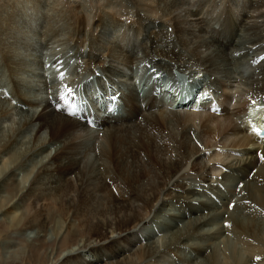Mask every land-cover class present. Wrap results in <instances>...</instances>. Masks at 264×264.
<instances>
[{
	"label": "bare ground",
	"instance_id": "bare-ground-1",
	"mask_svg": "<svg viewBox=\"0 0 264 264\" xmlns=\"http://www.w3.org/2000/svg\"><path fill=\"white\" fill-rule=\"evenodd\" d=\"M127 1L131 4V9L136 8L135 5L132 4V1L135 0ZM154 2L159 4V7L156 8L161 11L160 5L162 0H155ZM166 2H169L172 6V9L170 10L172 12V15L168 20L162 13L156 15L155 18L150 17V20L155 23V25L152 27H149V25H147V20L149 18L141 16L142 13L138 10L137 13L133 14L134 19L130 23L128 21L124 22L118 20L117 16L113 15L115 14L114 12L113 14H111V12H107L105 10L100 11V14L98 15V31L103 28L107 31L105 35L102 32L104 30L100 31L99 33L90 35L87 30L88 26L85 24L83 17H81L78 22H75L74 26L72 27L70 26L71 24H69L70 22L68 21L67 31L65 32H67L68 38L70 40H68L67 42V47L62 51L67 52L71 50L72 52H70L69 56H71V54L77 56L78 61H76V69L73 72L69 83L63 84L62 82H58L56 85L59 86V89L51 84L50 91H46L47 95L43 99L37 98L36 100H32L27 96V93L22 90V87L19 83L22 82V77L18 76V81L15 79L17 78L18 73H25L27 75L28 71L31 70V68L25 65L23 60H21L22 57L18 55V49L24 47L22 43L25 40L20 37L22 34H18V42L15 47L12 45V43L1 44L0 47V53L2 56L1 61L6 67V77L14 76V80L13 82H11L10 86V95L2 90L1 95L3 97L14 98L15 100L20 101L23 105H26L28 107H30L31 105L38 107L39 110L37 111L35 117L31 115L34 117L33 121L36 122L37 120L39 123L37 133L42 129L47 128L49 129L51 141H58V143H60V145L53 153H51V151L49 150L48 154L44 156V160L42 161L41 165L42 168L40 169V172L55 174L58 176L59 182L54 189L60 190L63 193L69 192L71 187L70 183H73L71 178V176L73 175L76 179L77 187H79L80 185L81 190H83L84 171L82 170V166L83 164L85 168L88 166V161L84 160L83 158H85L84 156L87 157L90 152H95L97 157L101 159L100 164L99 162H94L96 163V165L95 169L93 168V170H95L96 172L95 175L101 178V181H105V179L109 176V164L107 163H110V166L112 168V174L109 177V181L112 184V189H118L120 188L122 182L126 180L128 181L125 183V185L122 184V188L126 190L124 191L127 192V195L123 193V195H125L123 196L118 191V193L121 195V198H116L114 200V206H112L114 208L110 207L116 212L125 210L128 207H130L131 209V212L129 213L125 212L126 214L118 216L116 215L117 217L113 220V223L115 224L114 227L116 228L115 231H118L119 234L118 237L109 238V236L107 235V227L110 226V223H112L111 221L108 220L109 222H107L102 217H91L90 215H88L91 209L87 206L89 200L86 199L87 195L85 190H83V192L80 190L78 194L79 196L77 198L68 196L67 203L75 210H84L83 212L89 210L88 214L85 213L82 216L87 221L88 228L92 231H95L96 235L100 237L99 241H101V244L99 245V247L112 248V246H115L118 243L121 244V242L126 239L128 244L133 245L134 241L133 239H130V241L128 240L126 236L127 233H129L131 230L133 233H138L137 230H134L135 227L145 222V216H143L145 213L143 212V214L140 211V206L134 205V201L139 200L141 202L140 204H142L144 208L150 209L151 211L154 209V211L157 212V206L161 208L168 204V202H170L171 200H177L178 204L185 210L194 209L196 213H199L198 215H195L197 217L196 224L191 223L189 217H187L188 219H184V221L188 224L186 228L192 226L193 228H190V230H192L193 232L196 231L194 233H198L201 235L202 243L196 244L195 247L193 246L198 254L203 256V260H198V263L250 264L254 260V262L256 263L264 264V145L259 144L260 141L264 140V137H258L257 135H253L250 132L251 127L258 129L259 127L264 126V106L262 107L259 106L260 104L258 105L260 108L258 114H255L254 112L256 108H250L251 112L248 116L251 117V114H253L252 119L246 115L247 119L243 127H240L235 123L232 124V121L234 120H232L230 116L233 115L232 113H228V111L230 110V108L228 109V106L230 105L231 95L236 92H233V84L235 81H237V76H234L232 71L233 68L237 70L238 61L236 60V58L239 60L240 58L244 57L243 62L246 61L248 62V64L249 62H251L252 64L258 62L259 65V62H264V0H166L165 3ZM187 7H190V9H188ZM238 8H240V16L235 15ZM180 9L184 11L187 10V15L181 16L179 14ZM28 17H30V14L27 13H24V15H18L17 21L20 22V25H23L26 23ZM150 20L148 21V23L150 22ZM27 34L28 33H26V35ZM80 40L82 41V43H85L86 40H88L86 48L87 50L85 49L86 53H84L83 50L78 49L82 45H80ZM27 47L28 49H30L28 51H31V49L33 48L30 42H28ZM48 48L54 47L50 46V43H48ZM228 49L231 50V52H229ZM232 49H236L234 52L241 51L239 52L240 55H236L234 56L235 58H233L231 56ZM30 55V52L26 53L24 55V59L27 60V56ZM54 57L55 56H53V54L51 55V53L48 54L47 52L44 55V59L42 58L43 60L39 61V69H41V72H39V74L43 79L46 88L48 87V79L50 78V70L48 64H50L51 60H54L52 63L55 64L56 60ZM241 61L242 59L239 63H241ZM23 64L25 66H23ZM148 64L155 70L151 72L147 67ZM120 65L126 66L131 70V72H124L123 68L120 67ZM136 68H142L143 73L148 72V75L146 74L145 76L142 73V77H139L137 82H142L144 87L149 86L147 91L151 90V92L144 95V98L141 101L138 100L137 93L135 91V88L133 87V75L135 74V72L132 73V71ZM158 68L160 70H157ZM174 70H178V72H180V74L176 73L178 75L176 77L177 80L183 81L185 75L188 77L189 82H187V85L185 86L186 88H188V86L192 84V87L193 85H196V89L199 83L198 77L196 78V76H198L197 71L207 73L208 78L203 79V83L208 85V87L206 88L212 89V93L215 92L218 95V97L214 98L218 100L222 105L223 112L220 113L221 115L207 111L206 105L211 101L206 98L203 100L202 98L198 97L199 95H197V101H199L201 105H198V107L201 108L202 106L203 109L199 110L198 108L196 111H193L192 109H187L186 107H184L186 111L182 113L177 112L176 110L167 111L164 108L166 104L171 106L172 103L181 101L183 96L186 99L189 94L188 91L192 90V87L190 86V89H187L185 92H183V89L178 92L176 91L177 88L173 87L170 88L172 90H168L171 91V93H169L168 91L164 93L163 98L159 95L158 97H156L157 95H153L155 87L157 86L155 84L154 72L162 71L170 76H173ZM46 71H48L47 74H45ZM237 71L238 72H235V74L239 73L242 80V72L240 70ZM121 72L125 73L124 76L118 75V73ZM221 73H224L225 78L222 77L223 79H221V76L220 78L216 77V74L219 75ZM254 73L257 74V76H251V81L253 82L251 86L254 90V94L251 95V97L252 99L254 98V100H256V98L262 99V97L264 96V67L260 70L259 68H257ZM113 74L117 75V78L112 79ZM102 76H106L108 80L112 79L113 84H110L109 82L102 83ZM211 76H213V78ZM116 79L119 80L118 83L116 81V85H120L122 83V85L124 84L125 88L127 87L126 89L128 91H124L120 86L116 88V85L114 84V81ZM144 79L145 81H143ZM173 79H175V77ZM92 80L97 83V85L94 84ZM72 83L77 86L75 90L83 89L82 91L84 92V95H81L80 90L78 91L77 97L75 99L76 101H74L73 99H69L65 95V91H67L66 87L72 89L73 91L74 87H72ZM108 84L109 86L107 87ZM96 88H98L100 91H106L109 88L115 89V91L120 90L123 93L121 98L123 99V105L125 106V114L120 115V111V113H118L117 115L103 116L101 120H98V117L96 118L95 115H91V118L94 117L92 123L96 124V129L94 128L95 126H92L94 129H90L84 124L86 122L85 114L81 113L79 114L81 116H79L78 118H74L71 117V113L78 111V108L83 103L86 104L88 99L94 96V93L97 90ZM61 89L62 91H60ZM218 90L221 91L219 92L221 93V95H219ZM251 97L248 99H251ZM263 101H261V103ZM143 104L144 106H142ZM160 104L162 106H160ZM247 104L248 103L246 99L244 100L243 97L239 98L236 101L238 114L244 113ZM158 105L159 109L156 108ZM92 106L94 107V105ZM142 107H144V110L142 109ZM231 108L233 109V107ZM180 111H182V107ZM166 112L175 115L173 116V120H175L174 122L176 123V127L179 128L178 133H173L176 131V129L175 131L171 130L172 128H170L169 126V119H166ZM226 112L227 114L221 117ZM122 116L130 117L129 123H126L129 125H126L127 128H125L124 130H120L123 128V126L118 125L117 123V120L121 119ZM244 116L245 115H243V117ZM237 117L238 116H236V118ZM134 118L135 121L133 122ZM196 119H198V125L202 129V131L208 136L214 137L215 142H213V144H209L210 142L209 140H207V143L208 145H210V147L218 145L216 146V148H222L221 146L222 144H224L223 141L222 144H217L218 139H216L215 137L219 138V136L223 134L224 137H234L231 143L228 141L230 145L228 144L229 147H227L226 150H244V153H246L245 156H241L239 158L237 157V155H235L237 158L232 157L231 161H227L224 164L226 170L220 173L219 176H215L214 182L209 171L213 168L211 167L212 165L207 167L205 164L199 165L197 157L194 158L195 160L191 163L189 172H187L189 175H197L199 178H195L196 180L193 181L191 180V177L185 176L186 173L184 171L181 172L185 162L192 155L197 154L201 151V147L197 145L198 143L191 144V142H189L188 140L189 138L191 139L193 137H191L190 131L192 129V125L194 124H192V121H195ZM136 120H138V123L136 122ZM253 120L256 121L258 126L256 124H253ZM100 125L106 128V130L103 131L102 134L99 130V127L102 128ZM144 125H146L147 127H145ZM129 128L134 129L138 133L137 139L142 150L148 154L150 153L151 156L157 159L159 164L158 169L161 172V180H159H173L172 184L167 186L166 183L164 185L162 184L163 182H159L156 188L154 185H152V187H149V184L146 183L143 179L145 177L143 173L146 172V169L140 170V168H137L136 162H131L130 164H128L124 160V155L128 156L135 154L132 152V150H124V153L121 152L120 149H118L121 148V143H124L126 147L132 148L134 151L137 150L134 147V145L136 144H134L133 142L131 144V140L129 137L130 135H127L126 133ZM76 131L80 132L76 133ZM122 131H125V133H123ZM154 131L155 135H159L165 140L168 139L171 141H175V147L171 148L167 145L168 143H162L160 145V143L155 141V137H150L147 134V132L151 133ZM99 133L101 134L100 136ZM11 136L13 135L11 134ZM44 136L45 135H43V138ZM72 138L78 139V141H76L77 144L71 141ZM192 139H194V137ZM257 139L260 141L258 142ZM28 140H30V138ZM156 144L159 145L155 146ZM6 145L9 146L10 143ZM153 146H155L154 150ZM224 146L226 145L224 144ZM5 147L6 146H4V148ZM42 147L43 149L48 148L47 145H44ZM83 147H85L83 149L84 155L80 153ZM250 152L252 153L250 154ZM167 153L170 154L169 156H167L168 158L160 155ZM227 153L228 151L225 152V154ZM215 154H220V149H217ZM13 157L18 158V156L15 155ZM224 158L221 159V161L224 160ZM234 158L235 161L233 162ZM259 158L261 160H259ZM10 161L11 160H9V162ZM22 161H24V159ZM18 165L26 166L22 163ZM14 171L15 170L13 168L7 166V173L13 174ZM31 174H33V171L29 173V176ZM35 176L36 174H33L31 183L35 182ZM231 181H234L235 184L232 183L234 185H231ZM155 182L153 183L155 184ZM199 182H201L202 184ZM102 184H104V182ZM32 185L29 184L27 189H29L33 193H41V187L34 188ZM160 186H162L164 195L163 198H160L159 196H157L158 194H155V189H158ZM202 186H205V188ZM236 187L239 188L236 189ZM111 194L112 192L108 186L104 185L103 189L100 190V197H104V201H108V197H110ZM197 194L200 196L204 195L206 198L200 199L196 196ZM56 195H58V193ZM61 195L63 194L61 193ZM99 202H101V200ZM229 205H232V207H229ZM96 208H98L97 211L99 215H103L105 213L101 205L100 207ZM206 209L212 211L213 214H211L210 212L212 216H207L209 214V211L207 212V214L203 212ZM191 221L194 222L193 219ZM211 224H213V231L209 229L211 227L207 229L211 232L205 231L204 228H202V226H209ZM140 228L141 227L139 226V229ZM181 228L172 230L173 239H168L171 242L168 241L169 243L167 245L163 244V239L165 237L155 238L156 240L155 242L153 241L152 244H144V247L141 246L139 250L137 249V255L135 254V250L134 252H132V254L134 253L137 259L142 260L145 257H148L147 260L152 259L151 261L153 262H151V264H163L161 258H164L165 254L168 255L169 251L176 257L181 258V255L178 253V248L181 246V242L184 241V236L188 235V233H191L188 228L187 229L189 230V232L187 230V234L186 231H184L183 233L182 231L185 230L184 226L182 231ZM139 232L141 231L139 230ZM161 235L163 236V234ZM161 235L159 234V237ZM86 245L88 244H85V246ZM160 245H164V247H161L160 249ZM201 256L199 257L201 258ZM256 257H260V259L257 260ZM64 259L68 260V258ZM147 260L144 261L148 262ZM127 261H131V264L137 263V260L135 262L132 257H130V260L127 259ZM65 262V264H67V261ZM118 263L120 264V262ZM90 264L95 263L90 262Z\"/></svg>",
	"mask_w": 264,
	"mask_h": 264
},
{
	"label": "rangeland",
	"instance_id": "rangeland-1",
	"mask_svg": "<svg viewBox=\"0 0 264 264\" xmlns=\"http://www.w3.org/2000/svg\"><path fill=\"white\" fill-rule=\"evenodd\" d=\"M154 1L155 0H140V1L135 0V1H132V4H134L136 8L131 9L130 8L131 4L127 0H121V1L120 0H0V22H1L0 23V38H1L0 39L1 40L0 41V47H1V44H6V43H9V44L12 43V45L15 47V45L18 42L17 41L18 36L21 34L23 35V36L21 35L20 37L25 39L24 42L22 43V45L24 47H21L18 49L19 50L18 55L22 57L21 60H23L24 64L29 66L31 68V70L28 71L27 75L25 73H22V74L18 73L17 78H15V79L18 81V76L22 77V82H19L21 87H22V90H24L27 93V96L30 97L32 100H36L37 98L43 99L47 95L46 91H50L51 84H53L57 89H59V86L56 85L58 82H62L63 84L69 83L70 82L69 80H70L73 72L76 69L75 68L76 63H77L76 61H78L77 56L72 55V54H71V56H69L70 52H72L71 50L67 51V52L62 51L63 49H65L67 47L66 46V45H68L67 42H68V40H70L68 38L67 32H65V31H67L68 21L70 22L69 24H71L70 26L72 27V26H74L75 22H78L81 19V17H83L85 24L88 26L87 30H88L89 34L92 35L94 33H99L100 31L104 30L102 28L101 30L98 31V29H99V26H98L99 16L98 15L100 14V11L105 10L107 12H111V14H113V12H114L115 14H113V15L117 16L118 20H121L124 22L128 21L130 23L134 19L133 14L137 13V10H138L142 13L141 16H143L145 18H149L147 20V25H149V27H152L155 25V23L152 20H150V17L155 18L156 15H159L162 13L164 15V17H166V19L168 20L169 17L172 15V12L170 11L172 9V6L169 2L165 3L166 0H162L161 5H160L161 11H159L157 9L159 7V4L155 3ZM125 2H126L127 6L125 5ZM149 4H151V5H149ZM188 9H190V7ZM239 10H240V8H238L235 15L240 16ZM47 12H49V13H47ZM5 13H7V14H5ZM24 13L30 14V17H28L25 24L20 25V22L17 21V18H18V15H24ZM179 14L181 16H186L187 10L184 11V10L180 9ZM65 15L67 18L65 17ZM189 18H191V17H189ZM149 20H150V22L148 23ZM63 25H65V26H63ZM215 26H216V24H215ZM61 30L64 32H62ZM102 32L105 35L107 31L104 30ZM26 33H28V34L26 35ZM24 35H25V37H24ZM8 36H10V37H8ZM47 36H48V38H47ZM44 37H46V38H44ZM3 40H4V42H3ZM18 40H20V39H18ZM36 41H38V42H36ZM87 41L88 40H86L85 43H82V41L80 40V45L81 44L82 45L78 49L83 50L84 53H86V50H87L86 49L87 44H88ZM28 42H30V44L33 46L31 51H28V50H30L27 47ZM48 43H50V46H52L54 48H48ZM46 47H47V50H46ZM22 48H25V49H22ZM33 49H35V50H33ZM235 50L236 49H232V55L231 56L233 58H235L234 56H236V55H240L239 52H241V51L234 52ZM23 51H24V53H23ZM27 51L30 52L31 55L27 56V60H25L24 55L26 53H28ZM0 52H1V49H0ZM47 52H48V54L51 53V55L53 54V56H55L54 58H55L56 62H55V64H53L52 62L54 60H51L50 64H48L49 70H50V75L49 74L48 75L50 76V78L48 79L49 84H48V87L46 88V86L43 82V79L40 77V74H39V72H41V69H39V61L44 59V55ZM229 52H231V50H229ZM1 57L2 56L0 53V104H1L0 105V127H1L0 128V182H1L0 183V264H65L66 263L65 261H67V264H90V262H93L95 264H113V263L117 264L118 262H120V264H122V263L131 264V261H127V259L130 260V257H132L135 260V262L137 260V263H135V264H143V263L151 264V262H153V261H151L152 259L147 260L148 257L147 258L145 257L142 260L137 259V257L134 255V253L132 254V252H134V250H135V254L137 255V249L139 250L141 246L144 247L145 246L144 244H147V245L152 244L153 241L155 242V240H156L155 238H164L165 237L163 239V244L167 245L169 242H171L170 240L173 239L172 238L173 237L172 230H175L176 228L179 229L182 226V228H181V231H182L183 226H184L185 230H183L182 232L184 233V231H186V234H187L189 232L190 228H193L192 226H189V227H187L189 229L188 230L186 228V226H188V224L184 221V219L189 217L190 222L193 224L194 223L196 224L197 223V217L195 215H198L199 213H196L194 211V209L185 210L183 207H181L178 204L177 200H171L170 202H168V204H166L164 207H161V208L156 205L158 207L157 212H155L154 209L151 211L150 209L144 208L142 206V204H140L141 202L139 200H136L137 202L134 201V205L140 206V208H141V209L139 208L140 211L142 213L143 212L145 213V214L143 213L144 214L143 216H145V222L143 224H139L135 227L134 230H137L138 233H133L132 230L129 233H127L126 236H127L128 240L130 241V239H133V241H134L133 245L128 244L127 239H126V240L122 241L121 244L118 243L115 246H112V248L111 247H103V248L99 247V245L101 244V241H99L100 237H98L96 235L95 231H92L88 228V223L84 219V217L82 216L85 213L88 214L89 210H86L85 208L84 209L86 210V212H83L84 210H75L73 207H71L67 203L68 196H71L72 198H77L79 196L78 194L81 190L80 185H79V187H77L75 177L73 175L71 176L73 183L72 184L70 183L71 187H70L69 192L63 193L60 190L54 189L58 185V182H59L57 175L40 172L41 171L40 169L42 168L41 165H42V161L44 160V156L46 154H48L49 150L51 151V153H53L57 149V147L60 145V143H58V141H51L49 129H47V128L42 129L41 130L42 132L41 131L38 132L40 134L37 133L38 128H39V123L37 120H36V122L33 121V119H34L37 111L39 110L38 107L32 106V105L30 107H28L26 105H23L20 101L15 100L14 98L3 97L1 95V90L4 91L5 93H7L8 95H10L11 82H13V80H14V78H13L14 76L13 77H6V72H5L6 67L2 63ZM29 58H30V61H29ZM243 58H240L239 60L236 58V60L238 61L237 70H240L243 74L242 80L240 78L239 73L235 74V72H238V71L234 68L232 70L233 75L237 76L236 77L237 81H235L233 84L234 89L232 88L233 92L234 91H236V92L231 95L230 105L228 106V109L230 108L228 113H232V115L234 116V117L230 116L232 118V120L235 121V122L232 121V124L235 123L236 125H239L240 127H243L245 125L244 123L246 122L247 118L245 115L243 117L244 121L242 123V121L240 119V113L238 114V109L236 108V101L239 98L243 97L244 100L246 99V101L248 103L246 105V108H248V107H250V108H252V107L256 108L257 107L258 108L259 106H262V107L264 106V105H262V104H264V101H263L264 96L262 97L263 100L261 98L260 99L256 98V100H254V98L252 99V97H251V95L254 94L253 87L251 86V84L253 83L251 81V76L252 75L257 76V74H255L254 72L257 68H259V70L262 69L264 67V62H259V65H258V62L253 63V64L251 62H249V64H248V62H246V61L243 62ZM241 59H242V61H241V63H239ZM60 61H62V62H60ZM24 64H23V66H25ZM59 64H61V65H59ZM120 67L123 68L124 72H126V71H127V73L131 72V70L128 69L126 66L120 65ZM56 68H58L59 71ZM62 70L64 72L63 78H61L59 75V72ZM157 70H160V69L158 68ZM152 71H153V68H152L151 72ZM124 72L118 73V75L124 76V74H125ZM134 72H135V74H138L137 79H139V77L140 78L142 77V73H143L142 68L141 69L140 68L133 69L132 73H134ZM47 73H48V71H46L45 74H47ZM174 73L180 74V72H178V70H174L173 74ZM146 74L148 75V72H145V75ZM30 75H32V76H30ZM197 75L198 76L195 75L196 78L198 77V79H199V83H198L197 88L199 87V88L204 89V86L207 84L203 83V81H204L203 79L208 78V74L203 73L202 71H200V72L197 71ZM213 76H211V77L213 78ZM220 76H221V79L225 78L224 73L223 74L221 73L219 75L216 74V77L220 78ZM112 77H113L112 79H115V78H117V75L113 74ZM185 77H187V76L185 75ZM185 77H184L183 81L182 80H180V81L185 82V80H186ZM246 78H248V79H246ZM112 79L108 80L106 76H102V80H103L102 83L109 82L110 84L111 83L113 84ZM118 79H116L114 81L115 85H116V81H117V83L119 82ZM187 79H188V77H187ZM133 81H134V77H133ZM143 81H145V79ZM187 82H189V81L187 80ZM205 82H207V81H205ZM8 84H9V86H8ZM94 84L97 85V83H95V82H94ZM108 86H109V84L107 85V87ZM118 86H120V85L118 84L115 87L117 88ZM123 86H124V84H123ZM72 87H74V88H73V91L71 93H68L64 89L63 90L65 91V95L69 99H73L74 101H76L75 99L77 97L78 91L80 90L81 95H84V92L82 91L83 89L75 90V88L77 86L73 83H72ZM207 87H208V85H207ZM126 88L123 89L121 87V89H123L124 91H128ZM96 89H97L95 92L96 94L98 92L103 91V90L100 91L98 88H96ZM202 89H199L200 92L196 91V93H195V91H194V93H191L193 91H190V92L188 91L189 92L188 97L191 95L192 96L195 95L194 97H197V95H199L198 96L199 98H203L205 91H202ZM111 90H112L111 96L114 97L115 93L117 91H115V89H111ZM220 90H218V93L221 92ZM60 91H62V89ZM248 91H249V94H248ZM149 92H151V90L146 91L145 94H147ZM95 93H94V96L96 95ZM122 95H123V93H121V96ZM219 95H221V93H219ZM121 96H120V99L122 102L121 112L124 113L125 112L124 111L125 106L123 105V99L121 98ZM216 97H218V95ZM250 97H251V99H248ZM184 99H185V97H184ZM248 100H250V101H248ZM108 101L110 104L112 103V101L110 99ZM261 101H263V102L261 103ZM255 104H256V107H255ZM143 106H144V104H143ZM167 106H169V105H167ZM231 107H233V109ZM156 108L159 109V105ZM164 108L167 111L172 110V109H168L167 107H164ZM250 108H249V113L251 112ZM142 109L144 110V107H142ZM258 109H260V108H258ZM180 110L181 109L176 110V111L180 112V113L186 111V109L184 107H182V111H180ZM221 112H223V110H221L220 113ZM254 112H255V114H258L259 110H254ZM226 114H227V112L225 114H223L221 117L225 116ZM236 114H238V115H236ZM31 115H33L34 117ZM99 115L102 116L101 112H99ZM99 115L97 117H99ZM173 116H175V115H173L172 113L166 112V119H169V126H170V128H172L171 130L175 131V129H176V131L173 133H178L179 128L176 127V125H175L176 123L174 122L175 120H173L174 119ZM236 116H238V117L236 118ZM95 117H96V115H95ZM101 119H98V120H101ZM139 119H140V117H139ZM8 120H10V121H8ZM129 121H130L129 116H127V117L122 116L121 119L117 120L118 125L123 126V128L120 130H124L125 128H127L126 125H129V124H126V123H129ZM134 121H135V118H134L133 122ZM26 122H28V123H26ZM136 122L138 123V120H136ZM192 124H193L192 129L190 131L191 137L193 136L194 139H196V140L192 139L193 137L191 139L189 138L188 140H189V142H191V144L198 143L197 145H199L201 147V151H200L201 153L199 152L197 154L192 155L189 158L190 160L188 159L185 162L184 166L182 167L181 172L184 171L186 173L185 176L191 177V180H193V181L196 180L195 178H199L197 175L191 176L188 174L191 163L195 160L194 158L197 157L199 165L205 164L206 167L212 165L211 167H213V168L210 169L209 171H210V174H211V176L213 178V182H214L215 176H219L220 173H222L223 171L226 170L224 164L227 161H231L232 157H235V158L238 157L239 158L241 156H245L246 153H244V150L243 151L242 150L241 151H235V150H229V149L226 150V148L229 147L228 144L230 145V143L232 142L234 137L233 136H231V137L225 136L224 137L223 134L220 135L223 138L220 136H219V138H217V137H215V138L218 139L217 144H222V141H223V143L226 146H224V144H222L221 147L223 149L218 148V147L216 148V146H218V145H214V146L210 147V145H208V143H207V140H209V142H210L209 144H213V142H215L214 137H210L202 131V129L198 125L199 124L198 119H196L195 121L193 120ZM85 126L90 128V129L95 126L94 128L96 129V124L88 125V126L85 125ZM144 126L147 127L146 125H144ZM101 127L102 128L99 127V130L101 131V134H102L103 131L106 130V128H104L103 126H101ZM193 127H195V128H193ZM20 128H21V130H20ZM27 128H28V130H27ZM5 129H6V131H5ZM198 130H199V132H198ZM23 131H25V132H23ZM79 132L80 131H76V133H79ZM122 132L125 133V131H122ZM126 133H127V135H130L129 137L131 140V144H132V142L134 144H136V145H134V147L137 150L134 151L132 148L126 147L124 145V143H121L120 144L121 148H118V149H120L121 152L124 153L125 152L124 150H132V152L135 154V155H128V156L124 155L123 156L124 160L128 164H130L131 162H136L137 168H140V170L146 169V172L143 173V175L145 177L143 178V176H142V178L144 179V181L146 183L149 184L148 185L149 187L150 186L152 187V185H154L156 188L157 184L159 182L160 183L163 182L162 184H164V185L166 183L167 186L172 184L173 180H171V181H169V180L160 181L161 180V178H160L161 172L158 169V167H159L158 161L156 158L151 156L150 153L148 154L145 151H143L142 148L139 146V142L137 139L138 133L132 128H129V130ZM149 133L150 132H147V134L150 137H155L156 138L155 141L160 143V145L162 143L163 144L168 143L167 145L170 146L171 148L175 147V145H176L175 141H171L168 139L165 140V139L161 138V136L155 135V131L151 132L150 134ZM11 134L13 136H11ZM101 134L99 133V136ZM32 135H34V136H32ZM43 135H45L44 138H43ZM188 136H189V133H188ZM27 138L28 139L30 138V140H28ZM225 138H226V140H225ZM227 139H229V140H227ZM71 141L74 142L75 144H77L76 141H78V139L72 138ZM228 141L230 143H228ZM49 142L50 143L52 142L51 145ZM9 143H10V145L7 146L6 144H9ZM259 144L264 145V140L260 141ZM44 145H47L48 148L44 147L46 149H43L42 146H44ZM158 145L159 144H156L155 146H158ZM4 146H6V147L4 148ZM155 146H153V150H154ZM84 148L85 147H83L82 150L80 149L81 150L80 153H82L83 155H84V151H83ZM217 149H220L221 155L215 154ZM18 151H19V153H18ZM226 151H228L227 154H225ZM250 151H252V150H250ZM251 153L252 152H250V154ZM14 155L18 156V158H14L13 157ZM160 155L165 156V158H168L167 156H169L170 154L167 153V154H160ZM235 155H237V157ZM94 156H96V157H94ZM218 156L220 157V159ZM84 157L85 158H83V159L88 161V166H89V167L87 166L86 168L84 167V164L82 166V170L84 171L83 190L86 191V195H87L86 199L89 200L87 206L92 211V212L90 211L88 215H90L91 217H102L107 222L111 221L112 223H110V226L107 227V230H108L107 235L109 236V238L118 237L119 234H118V231L117 232L115 231L116 228L114 227L115 224L113 223L114 222L113 220L118 215H122V214H126V213L131 212V209H130V207H128L125 210L116 212L114 209H111V208H114V207H112V206H114V200L116 198H118V199L121 198V195L118 193V191L122 195H123V193L125 195H127V192H125L126 190L122 188V184L125 185V183L128 181L126 180V181L122 182L120 188H118V189L113 188L112 189V184L109 181V177L112 174V168L110 166V163H107V164H109L108 165V172H109L108 175L109 176H108V178L105 179V181H101V178H99L97 175H95L96 172H95V170H93V168L95 169V165L97 162H99V164H100L101 159L99 157H97L95 152H90V154L87 157L86 156H84ZM95 158L96 159L98 158V159L96 160ZM223 158H224V160H222V161H224V162L221 161V159H223ZM235 158H234L233 162L235 161ZM15 159H17V160H15ZM23 159H24V161H22ZM9 160H11V161L9 162ZM259 160H261V159L259 158ZM94 162H96V163H94ZM21 163L26 165V166L18 165ZM89 163H90V165H89ZM91 163H93V164H91ZM7 166H9L10 168H13L15 170L13 174L7 173ZM132 166H134V165H132ZM31 171H33V174H36V176L34 177L35 178L34 183H31V178H33V174H31L29 176V173ZM152 174H153V176H152ZM140 177H141V175H140ZM155 180H156V182H155ZM168 181H169V183H168ZM221 181H223V180H221ZM101 182L102 183L104 182V184H102ZM153 182H155L156 185ZM199 183H201V182H199ZM232 183L235 184L234 181H231V185H234ZM29 184H31V185L33 184L32 186L34 188L41 187L42 188L41 193H33L29 189H27ZM104 185L108 186L112 192L110 197H108V201H104L103 200L104 197H100V190L103 189ZM202 187L205 188V186H202ZM238 188L239 187H236V189H238ZM83 190H81V191L83 192ZM158 191L160 192V194ZM148 192H150V191H148ZM57 193H58V195H56ZM61 193L63 195H61ZM47 194H49V195H47ZM155 194L156 195L158 194L157 196H159L160 198L164 197L162 186H160L158 189H155ZM125 195H123V196H125ZM123 196H122V198H123ZM196 196L200 199L206 198L204 195L200 196L197 194ZM237 197H238V195H237ZM100 200H101V202H99ZM154 203H156V202H154ZM43 204H45V205H43ZM94 205L96 207H100V205H101L103 207V210L105 211V213L103 215H99V213L97 211L98 208H96ZM208 211L209 210L206 209L203 212L207 214ZM210 212H211V214H213L212 211H209V214L207 215L208 217L212 216L210 214ZM93 213H94V215H93ZM75 214H76V216H75ZM192 219L194 222L191 221ZM212 225L213 224H211L209 226L205 225V226H202V228H204L205 231L211 232V231H213ZM139 226L141 227L140 229H139ZM209 227H211V228H209ZM208 228L211 231L207 230ZM139 230L141 232H139ZM187 230H188V232H187ZM190 231H191V233H188V235L184 236V241H182L181 244L179 243L181 246L178 248V253L181 255V258L176 257L174 254H172L169 251L168 255L165 254L164 258H161L163 264H182V263H184V264H201V263H198L197 261L200 259L203 260V256L199 255L198 252L196 251V249L194 248L196 246V244L202 243L201 242V235L198 233H194L196 231H194V232L192 230H190ZM159 234L160 235L163 234V236L161 235L159 237ZM171 234H172V236H171ZM195 234H196V236H195ZM193 235H194V237H193ZM189 237H191V238H189ZM168 239H170V240H168ZM85 244H88V245L85 246ZM97 244H98V246H97ZM80 245H81V247H80ZM164 245L163 246L160 245L159 248L160 249H161V247L163 248ZM74 249H75V251H74ZM69 254H71V255H69ZM199 256H201V258ZM64 258H68V260H66ZM115 260H117V261H115ZM119 260H121V261H119ZM144 260H147L148 262H145ZM169 260H171V261H169ZM126 261H127V263H126ZM128 262H130V263H128ZM250 264H261V263H256L253 260L252 263H250Z\"/></svg>",
	"mask_w": 264,
	"mask_h": 264
},
{
	"label": "snow or ice",
	"instance_id": "snow-or-ice-1",
	"mask_svg": "<svg viewBox=\"0 0 264 264\" xmlns=\"http://www.w3.org/2000/svg\"><path fill=\"white\" fill-rule=\"evenodd\" d=\"M57 70L59 71V69H57ZM59 75H60L61 78H63V76H64V72H63V71H60V72H59ZM65 87H66V86H65ZM66 90H67L68 92H71V91H72V89L67 88V87H66ZM229 207H232V205H229ZM256 259L259 260L260 257H256Z\"/></svg>",
	"mask_w": 264,
	"mask_h": 264
}]
</instances>
